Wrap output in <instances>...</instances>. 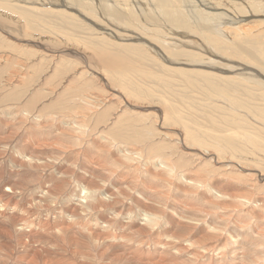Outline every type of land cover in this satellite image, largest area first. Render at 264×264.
Returning a JSON list of instances; mask_svg holds the SVG:
<instances>
[{
    "label": "bare ground",
    "instance_id": "bare-ground-1",
    "mask_svg": "<svg viewBox=\"0 0 264 264\" xmlns=\"http://www.w3.org/2000/svg\"><path fill=\"white\" fill-rule=\"evenodd\" d=\"M32 32L0 41V264H264V154L237 157L238 132L181 129L164 96L142 102L104 75L102 92L85 71L58 91L77 65L96 77L86 49Z\"/></svg>",
    "mask_w": 264,
    "mask_h": 264
},
{
    "label": "rangeland",
    "instance_id": "rangeland-1",
    "mask_svg": "<svg viewBox=\"0 0 264 264\" xmlns=\"http://www.w3.org/2000/svg\"><path fill=\"white\" fill-rule=\"evenodd\" d=\"M261 19L264 0H0V41L6 39L2 33L5 28L14 31L15 37H22L28 29L34 32L29 39L41 46H71L82 53L86 49L96 77L92 78L90 68L77 65L73 74L57 77L58 91L72 76L85 71V79L100 92L106 90L101 87L104 75L111 87L135 98L134 94H139L137 99L142 102L157 105L164 96L182 115L181 129L191 126L204 131L206 127L216 129V133L217 123L224 131L240 134L235 140L239 149L235 156L257 161L256 154H264ZM252 28L261 33L245 39L241 30L254 31ZM127 36L133 37L131 42L123 40ZM138 37L142 40L134 42ZM50 59L43 64L36 85H42L54 70L55 61ZM69 63L63 65L68 67ZM24 69L22 73H26ZM244 134L253 137L257 147ZM258 158L264 168V158Z\"/></svg>",
    "mask_w": 264,
    "mask_h": 264
}]
</instances>
